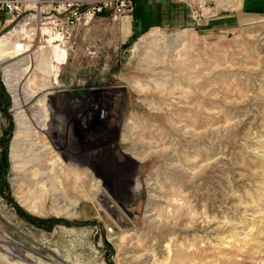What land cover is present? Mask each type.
<instances>
[{
    "label": "rangeland",
    "instance_id": "rangeland-1",
    "mask_svg": "<svg viewBox=\"0 0 264 264\" xmlns=\"http://www.w3.org/2000/svg\"><path fill=\"white\" fill-rule=\"evenodd\" d=\"M175 1L8 46L0 264H264V0Z\"/></svg>",
    "mask_w": 264,
    "mask_h": 264
},
{
    "label": "built area",
    "instance_id": "built-area-1",
    "mask_svg": "<svg viewBox=\"0 0 264 264\" xmlns=\"http://www.w3.org/2000/svg\"><path fill=\"white\" fill-rule=\"evenodd\" d=\"M132 9V0H0V11L8 16L0 37L7 35L11 50L24 54L35 41L66 42L77 26L99 16L118 21Z\"/></svg>",
    "mask_w": 264,
    "mask_h": 264
},
{
    "label": "crops",
    "instance_id": "crops-1",
    "mask_svg": "<svg viewBox=\"0 0 264 264\" xmlns=\"http://www.w3.org/2000/svg\"><path fill=\"white\" fill-rule=\"evenodd\" d=\"M149 1H152V0H149ZM155 1V0H154ZM258 1L260 0H250L249 3H247L246 0H241L240 3L237 4L236 8L234 9V11H240L241 9H243L245 6H246V11L248 13H246L248 16L251 15V16H257L259 15L258 12L261 11V8L262 7H259V4ZM263 1V0H261ZM156 2H158L156 0ZM174 2H177L175 0H163V3L165 4V7H157L156 5H152V11L154 12L155 16L157 19H163V23H166L167 19L169 17H174L176 15L175 11H176V5L173 4ZM132 3H133V0H132ZM133 13V9H132V12L131 14ZM131 14H127V15H123L116 23L119 27V29L123 30V32H125V38H127L129 35L131 37V34L135 31H139V30H144L146 28H150V27H153V26H161L162 24H159V25H151V26H148L146 28H135L134 27V23H133V20H131ZM244 15H235L234 16V19L236 21L239 20V18H243ZM100 17H103V16H100ZM170 19V18H169Z\"/></svg>",
    "mask_w": 264,
    "mask_h": 264
},
{
    "label": "bare ground",
    "instance_id": "bare-ground-1",
    "mask_svg": "<svg viewBox=\"0 0 264 264\" xmlns=\"http://www.w3.org/2000/svg\"><path fill=\"white\" fill-rule=\"evenodd\" d=\"M240 1H238V0H235V2L233 3V5H232V8H236V6H237V4L239 3ZM56 41H57V39H55V40H51V41H49V43L47 44V45H45V46H41L40 48H44V47H46V46H50L51 44H53V43H55V45H57V46H59L60 44H57L56 43ZM55 45H52V46H54L53 48H54V52H55ZM8 43H7V35H3L2 37H0V59H2V58H4V57H7L6 55V50H7V48H8ZM10 47V46H9ZM11 48V47H10ZM37 48H39V47H37ZM29 51V48L27 49V51L26 52H28ZM13 52V51H12ZM25 52V53H26ZM14 53V52H13ZM16 56H20L21 54H18V53H14ZM10 57V56H9ZM60 57H61V59L62 60H64L65 58H66V52L63 50L62 52H61V55H60ZM14 146L15 145H13V149H14ZM18 147H15V149H14V152H17L18 151ZM51 185H53V187H55V183L54 182H51ZM73 185H71V189H73V187H72ZM77 191V190H76Z\"/></svg>",
    "mask_w": 264,
    "mask_h": 264
}]
</instances>
